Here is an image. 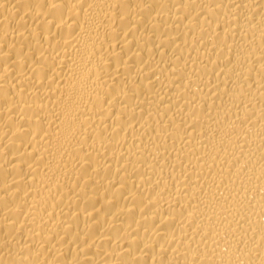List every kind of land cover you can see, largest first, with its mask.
I'll return each instance as SVG.
<instances>
[{
	"label": "bare ground",
	"instance_id": "1",
	"mask_svg": "<svg viewBox=\"0 0 264 264\" xmlns=\"http://www.w3.org/2000/svg\"><path fill=\"white\" fill-rule=\"evenodd\" d=\"M0 264H264V0H0Z\"/></svg>",
	"mask_w": 264,
	"mask_h": 264
}]
</instances>
